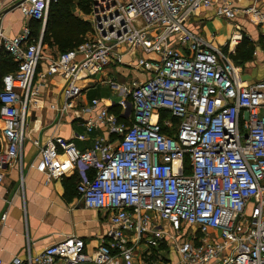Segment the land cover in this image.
<instances>
[{
  "label": "built area",
  "instance_id": "2783aa9c",
  "mask_svg": "<svg viewBox=\"0 0 264 264\" xmlns=\"http://www.w3.org/2000/svg\"><path fill=\"white\" fill-rule=\"evenodd\" d=\"M57 1L18 6L45 24ZM236 1L92 0L84 41L48 58L46 74L65 78L63 107L111 64L131 63L145 78L121 83L104 76L122 94L117 103L127 121L108 106L98 110L101 101L94 98L86 109L96 111L95 118L83 120L86 130L76 133L85 140L100 129L93 146L81 149L55 135L40 145L35 168L60 178L65 167H74L84 205L105 211L111 228L93 253L72 235L38 254L28 249L13 264H137L141 247L148 248L140 260L158 264L156 249L168 242L180 264H264V75L244 81L231 56L240 39L225 51L188 25L200 8L210 7L229 20L244 13L264 24L255 3ZM43 31L34 38L25 25L4 38L17 69L2 77L0 90V135L6 141L0 181L23 149L27 105L39 91L32 85L44 58Z\"/></svg>",
  "mask_w": 264,
  "mask_h": 264
},
{
  "label": "crops",
  "instance_id": "0c3cea01",
  "mask_svg": "<svg viewBox=\"0 0 264 264\" xmlns=\"http://www.w3.org/2000/svg\"><path fill=\"white\" fill-rule=\"evenodd\" d=\"M18 1L20 0H0V11ZM236 2L241 6L255 3L264 12V0H237ZM73 10L75 14L86 19L88 13L86 14L78 7ZM32 21L33 19L26 17L19 6L5 14L0 21L2 32L0 48L3 47L4 38L20 34L25 25L32 28ZM45 24L42 22L37 37L41 35L42 30H45ZM188 25L225 51L228 43L235 37L241 41L235 47V51L243 41L255 44L256 55L245 66L241 62L239 65L242 68V77L245 72L249 74L246 79L243 78L246 83H253L263 77L264 24L257 22L252 15L240 13L234 20H229L218 16L215 8H200L189 19ZM43 46L51 49L44 51L43 48L44 58L39 63L33 80L32 88L39 85V91L30 98L27 105L26 138L23 149L20 158L5 167L3 179L0 181V259L2 264H13L14 259L24 257L28 249L32 254H38L48 245L72 235L82 237L86 242V251L90 253L107 240L111 228L109 216L103 210L90 209L84 205L76 190L77 170L68 165L60 178H51L46 173L38 171L35 165L39 158V147L55 135L72 140L81 149L92 147L95 136L101 133L100 129L90 132L85 140L77 138L76 133L86 130L82 124L83 120L95 118L97 112L86 109L94 98L101 101L98 110L108 106L110 112L127 121L117 103L122 94L115 92L102 79L110 77L122 83L136 78H145L143 73L131 66V63L130 65L111 64L104 74L90 79L82 94L72 101L71 106L63 107L65 104L64 76L46 74L48 58L62 51H58V47L49 44L43 43ZM125 61H132L131 57L125 56ZM96 90L100 93H93ZM1 129L0 121V134ZM102 132L106 134L104 130ZM5 144V139L0 135V148ZM147 248L141 247L136 253L137 264H149V260H140L141 250H147ZM156 252L160 254V260L157 258L158 264H180L179 256L172 243L161 245ZM120 262L124 263L123 259H120ZM56 264L66 263L63 259H58Z\"/></svg>",
  "mask_w": 264,
  "mask_h": 264
},
{
  "label": "trees",
  "instance_id": "16d2710c",
  "mask_svg": "<svg viewBox=\"0 0 264 264\" xmlns=\"http://www.w3.org/2000/svg\"><path fill=\"white\" fill-rule=\"evenodd\" d=\"M75 1V0H58L53 2L49 8L48 18L45 25L43 34V43L51 46H56L65 52L73 49L85 39L86 33L90 30L91 24L84 17L75 14L73 7L77 5L86 14L92 10V0ZM41 20L32 21V35L38 38L41 30L39 24ZM249 52V53H248ZM252 47L248 41H243L231 55L233 61L239 65L244 62L240 59L245 55V59H251ZM17 69V62L14 61L11 54L5 50L4 47L0 48V90L3 85L2 77ZM1 106V101H0Z\"/></svg>",
  "mask_w": 264,
  "mask_h": 264
},
{
  "label": "rangeland",
  "instance_id": "374dc122",
  "mask_svg": "<svg viewBox=\"0 0 264 264\" xmlns=\"http://www.w3.org/2000/svg\"><path fill=\"white\" fill-rule=\"evenodd\" d=\"M75 1H82L83 3H85V1L84 0H75ZM77 7V5L76 6H74L73 8H76ZM79 7V6H78ZM40 25V27L42 26V23L41 24H39ZM249 45H250V47H252V52H251V59L256 55V50H257V48H256V45L255 44H252V42H249ZM50 50L51 48H44V51H46V50ZM48 50V51H49ZM58 51H62L61 49H57ZM249 53V52H248ZM244 57H245V55H243ZM240 57V59L241 60H243L244 62H242V64L245 66V64L246 63H248V61H249V59H245L244 57ZM250 59V60H251ZM250 62V61H249ZM247 76H249V74H247L246 72L245 73H243V78L244 79H246L247 78ZM93 93H95V94H98V93H100V91L99 90H96V91H94ZM187 229V226H183L182 228H181V233H183L185 230ZM210 232L211 233H213L214 232V235H215V232H216V234H218L219 232L218 231H215V229H210ZM217 238V240H222V237L221 236H217L216 237Z\"/></svg>",
  "mask_w": 264,
  "mask_h": 264
},
{
  "label": "water",
  "instance_id": "95a60500",
  "mask_svg": "<svg viewBox=\"0 0 264 264\" xmlns=\"http://www.w3.org/2000/svg\"><path fill=\"white\" fill-rule=\"evenodd\" d=\"M24 0H20L8 7H6L5 9H3L2 11H0V21H1V18L7 14L8 12H10L11 10H13L14 8H16L21 2H23ZM46 25V24H45Z\"/></svg>",
  "mask_w": 264,
  "mask_h": 264
}]
</instances>
